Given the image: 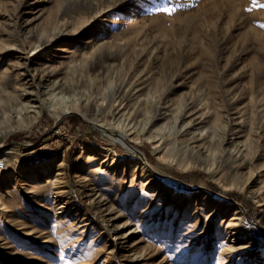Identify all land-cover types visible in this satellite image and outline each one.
Here are the masks:
<instances>
[{
	"label": "rangeland",
	"instance_id": "rangeland-1",
	"mask_svg": "<svg viewBox=\"0 0 264 264\" xmlns=\"http://www.w3.org/2000/svg\"><path fill=\"white\" fill-rule=\"evenodd\" d=\"M4 105L0 264H264V0H0Z\"/></svg>",
	"mask_w": 264,
	"mask_h": 264
},
{
	"label": "bare ground",
	"instance_id": "bare-ground-1",
	"mask_svg": "<svg viewBox=\"0 0 264 264\" xmlns=\"http://www.w3.org/2000/svg\"><path fill=\"white\" fill-rule=\"evenodd\" d=\"M54 97H56V96H54ZM36 99H37V101L39 102V99H40V96L39 95H37L36 96ZM34 103V102H33ZM43 103L45 104V105H47V106H49L50 108H52L55 112V114H60V112H63V113H70V111L72 112V111H75L76 110V107L74 106V105H70V106H67L65 109H62L61 111H59L60 109V107H57V106H60V102H58L57 104H54L53 103V101H49L48 99L46 100H44L43 101ZM41 107L42 106H38V105H30V106H28V107H26V109H27V111L28 112H30L31 113V116L33 117V122H36V121H38L39 119H40V116H41ZM7 109H8V106H3L2 108H1V110H0V117H6V119H8L9 120V118L10 117H12V114H9L10 112H8L7 111ZM25 110V109H24ZM22 124L19 122L15 127L16 128H18V127H20ZM99 126H102V124H99ZM180 132H183L182 134H184L185 133V131H180ZM206 135H207V132H203V133H200V134H198V135H196V136H193L192 138H190V140H189V142H183L182 144H184L183 145V147L185 148V149H187V150H190L191 148H196V146H198V144L197 143H199V146H204V145H206V141H209L210 139H206V138H209V137H206ZM261 138V137H260ZM168 138H166V137H160V139L158 140V142L159 141H165V140H167ZM205 140V142H202V140ZM259 139V138H258ZM226 141V139H223V140H220L219 141V143H218V141L216 142L217 144H223L224 142ZM257 141V140H256ZM3 142V141H2ZM200 142H202L201 144H200ZM231 144H232V147L228 150V149H225V152H227V153H229L230 155H236L237 157H240V156H242L244 159H248L247 157H248V151L251 149V152H252V150H253V144H247V143H243V142H241V143H239V142H237L236 140H234V141H231ZM257 145L259 144V143H256ZM161 145V144H160ZM208 147V146H207ZM130 152L132 153V154H134V155H140L139 153H138V151L136 150V149H133V150H130ZM250 152V153H251ZM10 153V151L8 150L7 152H5V154L3 155V156H0V163H4V164H6V162L5 161H8V159L6 158V156L5 155H7V154H9ZM249 153V154H250ZM252 153H254V152H252ZM259 155L258 154H256V153H254V158H257ZM141 158H142V156H141ZM142 162H143V164H144V170L146 171V172H149V175L153 178V173H152V171H148V167H150L149 165H148V163H147V161L146 160H144L143 158H142ZM8 164V163H7ZM147 167V168H146ZM105 171V170H104ZM95 173H96V176H101L102 177V175H103V170H101V168H99V169H97V170H95ZM105 177V176H104ZM108 177H109V180L111 181V183L115 186V187H118V188H120L122 191H124L125 190V187H124V183L122 182V181H118L116 178H113V177H110V175H108ZM48 178V177H47ZM102 179V178H101ZM150 180V179H149ZM48 181V180H47ZM18 183H17V179L16 178H10L9 180H8V182H1L0 181V185L1 186H4V185H7V187L9 186V187H12V186H15V185H17ZM49 184V181H48V183L47 184H44V185H46L45 186V188L43 189V190H45V191H47V190H49V188H50V186L48 185ZM148 184V183H147ZM40 185H42V184H39V186ZM144 186L146 185V184H143ZM15 187H17V186H15ZM144 188V187H143ZM57 190V189H56ZM133 190V189H132ZM59 192V191H58ZM145 192V191H144ZM48 194V193H47ZM60 194V193H59ZM58 194V195H59ZM50 195V194H49ZM154 195V194H153ZM156 196V195H155ZM44 207V206H43ZM239 218V217H238ZM233 219V218H232ZM235 220H236V218H235ZM224 222V221H223ZM241 222V221H240ZM230 223V222H229ZM231 224V223H230ZM232 225L233 224H231V225H229V228H230V226L232 227ZM239 225V224H238ZM237 224H235L234 226H238ZM0 226H2V225H0ZM234 229V228H233Z\"/></svg>",
	"mask_w": 264,
	"mask_h": 264
},
{
	"label": "built area",
	"instance_id": "built-area-1",
	"mask_svg": "<svg viewBox=\"0 0 264 264\" xmlns=\"http://www.w3.org/2000/svg\"><path fill=\"white\" fill-rule=\"evenodd\" d=\"M3 164H4V163H3ZM3 164H2V165H3Z\"/></svg>",
	"mask_w": 264,
	"mask_h": 264
}]
</instances>
